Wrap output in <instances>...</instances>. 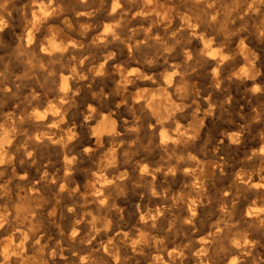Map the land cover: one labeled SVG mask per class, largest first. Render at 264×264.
Listing matches in <instances>:
<instances>
[{
  "label": "clouds",
  "instance_id": "obj_1",
  "mask_svg": "<svg viewBox=\"0 0 264 264\" xmlns=\"http://www.w3.org/2000/svg\"><path fill=\"white\" fill-rule=\"evenodd\" d=\"M0 264H264V0H0Z\"/></svg>",
  "mask_w": 264,
  "mask_h": 264
}]
</instances>
